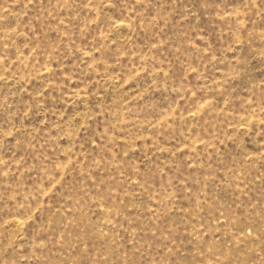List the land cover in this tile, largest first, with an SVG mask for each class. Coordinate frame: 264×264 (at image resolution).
<instances>
[{"label": "rangeland", "instance_id": "obj_1", "mask_svg": "<svg viewBox=\"0 0 264 264\" xmlns=\"http://www.w3.org/2000/svg\"><path fill=\"white\" fill-rule=\"evenodd\" d=\"M0 264H264V0H0Z\"/></svg>", "mask_w": 264, "mask_h": 264}]
</instances>
